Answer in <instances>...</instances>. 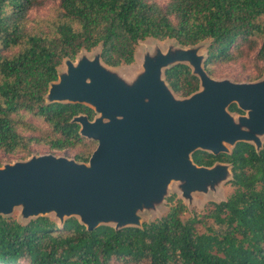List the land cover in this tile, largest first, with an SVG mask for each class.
Instances as JSON below:
<instances>
[{
    "label": "trees",
    "instance_id": "obj_1",
    "mask_svg": "<svg viewBox=\"0 0 264 264\" xmlns=\"http://www.w3.org/2000/svg\"><path fill=\"white\" fill-rule=\"evenodd\" d=\"M52 3L55 20L31 17ZM149 39L211 42V77L234 64L253 70L249 78L257 81L264 75V0H0V152L28 159L33 145L45 143L88 162L97 144L72 120L96 114L80 104H48L50 84L65 60L85 51L101 48L108 66H132ZM165 78L181 98L200 89L187 65ZM193 158L200 166L234 164L226 200L191 212L172 197L162 217L142 229L0 216V264H264V148L239 143L231 155L198 151Z\"/></svg>",
    "mask_w": 264,
    "mask_h": 264
},
{
    "label": "water",
    "instance_id": "obj_2",
    "mask_svg": "<svg viewBox=\"0 0 264 264\" xmlns=\"http://www.w3.org/2000/svg\"><path fill=\"white\" fill-rule=\"evenodd\" d=\"M211 42L184 47L152 39L131 75L103 62L101 48L67 59L50 84L48 104L89 107L75 116L80 135L98 146L88 162L34 155L0 167V216L19 210V221L52 217L62 226L76 217L88 230L100 226L142 229L173 194L192 210L196 195L219 200L234 180L232 163L194 161L198 151L231 155L239 143L264 148V75L254 82L214 79L205 64ZM187 65L200 89L178 97L165 71ZM236 105L245 114L230 110Z\"/></svg>",
    "mask_w": 264,
    "mask_h": 264
},
{
    "label": "rangeland",
    "instance_id": "obj_3",
    "mask_svg": "<svg viewBox=\"0 0 264 264\" xmlns=\"http://www.w3.org/2000/svg\"><path fill=\"white\" fill-rule=\"evenodd\" d=\"M162 2L165 3L166 0H162ZM53 4L54 3L48 4V7L44 8V9H41L39 11H33L31 13V17L33 19L36 18L37 20H40V19H43V18L44 19H47L48 18V19H50V21L55 20L54 19V17H55V14H54L55 7L53 6ZM151 40L152 39H149V40H147V41H145V42H143V43L140 44V46L138 48L137 56H136V62H135L134 65H132V66H122V67H119V68H121L125 72V74L131 75L133 72L138 71V70L141 69V65H140V62H139V56L141 55V49H142V47H143L144 44L150 43ZM168 42L169 41L160 42V44H161V46H162V48L164 50L166 49V44ZM263 43H264V39L261 40V45ZM204 52H206V50ZM245 64H248V63H245ZM62 67H64V65ZM220 69L223 70L224 73H220L221 74L220 76H218V77H212V78H214V79H231V80H233L235 82L244 83V82H253V81L250 80L249 76L251 77V76H254L255 75V72L253 70L247 71V70L243 69L241 66L234 65V64H232L230 66L220 67ZM220 69H219V71H220ZM91 142H93V141H91ZM93 143L97 144V146H98V143L97 142H93ZM81 149H83V147H81ZM31 150H32V155L29 158H31L34 155L41 156V155L53 154V155L58 156V157H67V158H70V159H75V157H74L75 152H72L71 150H64V151L51 150L45 143L33 145L31 147ZM0 158L3 161V166L6 165V164H9V163L14 164V163H16L18 161H25V160H28L29 159V158L28 159H21L20 156L9 155V154L3 153V152H0ZM229 183H227L226 185L223 186L222 194L219 197V200L208 199L204 195H196L197 202L194 205V207L192 208V210H190V209L189 210L191 212L195 208L198 209V210H201V209H203L206 206V204H208L210 202L220 203V202H223L224 200H226L227 195L230 192L229 191L230 190L229 189V186H227ZM172 197H176L177 199L180 200V198H179V196L177 194H173ZM169 200H168V204H167L166 208L164 210H162L159 215H154L151 218L146 217L145 220H144L145 221L144 223H146V222H152L156 218H161L162 215L167 211V209L169 207ZM19 215H20V211L17 210L14 213L13 216H15L18 219V221H19Z\"/></svg>",
    "mask_w": 264,
    "mask_h": 264
},
{
    "label": "flooded vegetation",
    "instance_id": "obj_4",
    "mask_svg": "<svg viewBox=\"0 0 264 264\" xmlns=\"http://www.w3.org/2000/svg\"><path fill=\"white\" fill-rule=\"evenodd\" d=\"M242 112V111H241ZM238 114H242V115H244L245 113L244 112H242V113H238Z\"/></svg>",
    "mask_w": 264,
    "mask_h": 264
}]
</instances>
